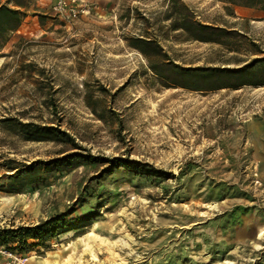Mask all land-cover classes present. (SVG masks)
<instances>
[{
    "label": "rangeland",
    "instance_id": "rangeland-1",
    "mask_svg": "<svg viewBox=\"0 0 264 264\" xmlns=\"http://www.w3.org/2000/svg\"><path fill=\"white\" fill-rule=\"evenodd\" d=\"M0 2V227L74 226L0 264H264L261 4Z\"/></svg>",
    "mask_w": 264,
    "mask_h": 264
},
{
    "label": "trees",
    "instance_id": "trees-1",
    "mask_svg": "<svg viewBox=\"0 0 264 264\" xmlns=\"http://www.w3.org/2000/svg\"><path fill=\"white\" fill-rule=\"evenodd\" d=\"M223 1H227L229 3H232L233 5L244 4V5L256 6L257 4H261L264 7V0H223ZM18 6L23 7L21 3H18ZM20 7H12L9 6L7 3L0 2V48L9 41L11 32L19 28L20 25L23 23L24 19L27 17L26 12L22 10ZM182 20L188 23L189 19L188 17L184 16ZM192 22L199 30V32L198 31L193 32L192 36L202 40L217 41L213 37H210V35L206 36V34L204 33H209V31L224 32L226 30V28L224 29L222 27H217L211 24L207 25L199 21H192ZM181 27L185 28L187 31H190L189 28L186 27V23L181 25ZM259 60L256 59L252 63L246 64L242 68H239V71H243L244 69L251 67L252 65H254L256 61ZM185 70L191 71L192 68H185ZM204 70L210 71V70H219V69L204 68ZM224 70L232 71L231 68H226ZM31 125H34L36 127L38 126L33 122L31 123ZM40 137L41 136H34V139H41ZM67 216L68 215L65 214V215L52 217L49 218V220H46L39 224H34L33 226L20 225V226H16V228L0 227V245H4L6 247H9L11 244L28 245L30 240H35V242L32 243L34 245H45L46 242L49 241L50 239L62 233H66V231H69L72 228H74V226L69 223V220H67Z\"/></svg>",
    "mask_w": 264,
    "mask_h": 264
},
{
    "label": "built area",
    "instance_id": "built-area-1",
    "mask_svg": "<svg viewBox=\"0 0 264 264\" xmlns=\"http://www.w3.org/2000/svg\"><path fill=\"white\" fill-rule=\"evenodd\" d=\"M1 253L5 254L6 256H8L10 258H12L13 260H17L19 258L18 254H15L12 250H10L9 248L5 247L4 245H0V255H1ZM8 264H10V262Z\"/></svg>",
    "mask_w": 264,
    "mask_h": 264
},
{
    "label": "bare ground",
    "instance_id": "bare-ground-1",
    "mask_svg": "<svg viewBox=\"0 0 264 264\" xmlns=\"http://www.w3.org/2000/svg\"><path fill=\"white\" fill-rule=\"evenodd\" d=\"M262 234H264V231L262 232Z\"/></svg>",
    "mask_w": 264,
    "mask_h": 264
}]
</instances>
